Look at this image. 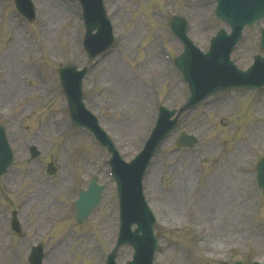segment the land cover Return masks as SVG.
<instances>
[{"label":"rangeland","instance_id":"1","mask_svg":"<svg viewBox=\"0 0 264 264\" xmlns=\"http://www.w3.org/2000/svg\"><path fill=\"white\" fill-rule=\"evenodd\" d=\"M0 1L4 3L0 9V121L7 124L17 166L0 178V207L17 208L22 225L21 237L15 234L9 242L7 221L2 218L0 264H29L27 250L34 242L44 246L42 264H104L118 228L108 154L70 122L57 77L61 65L82 66L87 61L81 47L84 29L78 4L33 0L36 18L29 22L19 16L13 0ZM106 2L112 18L115 15L117 43L88 64L85 103L129 160L141 150L157 107L178 108L188 96L170 61L181 51L168 27L170 16L186 17L189 36L203 49L219 28H228L214 17V0ZM260 26L259 22L246 27L232 53L240 68L260 53ZM52 124L64 135H56ZM180 131L194 134L198 143L178 148ZM30 143L41 149L32 161L26 149ZM261 155L264 90L222 92L181 116L143 179L159 239L154 264L264 262V198L254 181V162ZM47 163L55 171L50 176L43 171ZM91 172L107 188L89 220L75 224L73 211L66 205L74 195L73 187L81 189L87 181L83 177ZM72 173L76 180L70 189ZM187 173L189 179H184ZM59 179L58 187L51 188ZM222 179L226 199L212 204L219 192L217 181ZM64 187L69 193L62 191ZM60 210L62 219L52 222ZM9 246L19 252L9 251ZM131 252L121 247L117 263L123 264Z\"/></svg>","mask_w":264,"mask_h":264},{"label":"water","instance_id":"2","mask_svg":"<svg viewBox=\"0 0 264 264\" xmlns=\"http://www.w3.org/2000/svg\"><path fill=\"white\" fill-rule=\"evenodd\" d=\"M19 9L32 14V6L29 0H16ZM29 5V6H28ZM215 14L221 20L226 21L232 27V33L225 35L224 31L218 32L211 41V47L207 54H201L192 45L185 35V21L180 17L172 18V31L184 42V52L175 59L176 66L183 72L184 79L189 84L190 95L179 112L193 108L209 94L230 87H258L264 84V57L257 56L255 63L246 72L238 71L232 62L228 60V54L232 46L240 36L241 28L245 24L263 19L264 21V0H217ZM103 17V11L101 12ZM85 47L91 56L97 50L90 48L92 45L91 30L94 26L87 25ZM261 49L264 52V28L261 32ZM109 36L107 24L99 26L96 37ZM110 39V37H109ZM84 71H76L75 66H64L59 70L61 85L66 93L71 120L89 129L103 146L111 153L109 164L117 183V191L120 204V230L117 243L108 255L106 264H115L114 258L116 249L121 244H130L134 248L133 259L126 264H152L153 253L157 241L153 234L154 219L141 194V178L144 169L153 155L159 142L167 132L174 126L176 118L169 120L175 110H167L164 107L159 109L157 124L150 137L146 141L143 150L130 162H124L116 151L111 140L97 126L96 119L85 109L82 103L81 78ZM178 112V113H179ZM2 134V143L7 145ZM179 143L192 145L194 139L182 135ZM5 160L11 158L9 149L6 146ZM257 184L264 194V158H261L256 165ZM103 186L97 187L92 182L89 190L82 193L76 203V219L82 222L87 214L99 202ZM137 224L134 231L130 230L132 224ZM40 251L34 253V264H39ZM235 264H241L236 262ZM259 264V263H252Z\"/></svg>","mask_w":264,"mask_h":264},{"label":"bare ground","instance_id":"3","mask_svg":"<svg viewBox=\"0 0 264 264\" xmlns=\"http://www.w3.org/2000/svg\"><path fill=\"white\" fill-rule=\"evenodd\" d=\"M185 178H188L189 179V173H187V176H185L184 177V179ZM183 181H184V183L186 182L185 180H182V183H183ZM219 184L217 185V188L219 189V192L217 193V197H216V199L212 202V204H216V203H218V202H221V201H223L224 199H226L225 198V196H226V193L224 192V187H225V185H226V181L225 180H218L217 181ZM177 206V208L179 207L178 205H176Z\"/></svg>","mask_w":264,"mask_h":264},{"label":"flooded vegetation","instance_id":"4","mask_svg":"<svg viewBox=\"0 0 264 264\" xmlns=\"http://www.w3.org/2000/svg\"><path fill=\"white\" fill-rule=\"evenodd\" d=\"M59 185V184H58ZM58 187V186H57ZM57 187H52V188H57ZM65 189H66V187H64V189L62 190L63 192H65ZM61 214V210H60V212L55 216V217H58L59 215ZM54 217V218H55Z\"/></svg>","mask_w":264,"mask_h":264}]
</instances>
